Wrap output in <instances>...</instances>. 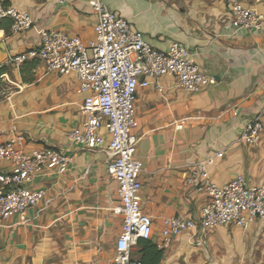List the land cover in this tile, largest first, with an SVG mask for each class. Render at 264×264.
Instances as JSON below:
<instances>
[{
    "label": "crops",
    "instance_id": "crops-1",
    "mask_svg": "<svg viewBox=\"0 0 264 264\" xmlns=\"http://www.w3.org/2000/svg\"><path fill=\"white\" fill-rule=\"evenodd\" d=\"M27 13L34 27L13 34L10 21H0V68L12 85L0 101V145L23 136L22 150L40 147L72 156L70 170L59 175L42 170L27 187L45 192L27 222L17 217L0 224V264H116V246L123 219L118 182L109 174L114 157L106 147L74 145L67 134L87 121L75 73L48 71L40 61L21 68L12 57L40 44L39 30L79 37L85 45L96 38L97 15L86 0H2ZM108 9L127 19L134 31L159 52L179 43L192 53L199 71L216 79L214 86L188 93L171 75L158 87L139 88L133 136L141 163L140 205L152 218L156 245L166 218L198 219L209 200L201 184L224 185L238 175L264 183V133L254 146L242 141L245 125L260 117L264 124V20L260 30L235 31L227 0H105ZM264 18V0H243ZM181 126V128H180ZM106 129L102 134L107 135ZM216 158L205 176L202 162ZM13 166L0 162V174ZM197 174V175H196ZM263 222L241 229L217 228L200 239L193 232L174 238L160 264H206L205 248L223 246L226 254L241 253L255 241ZM231 231L232 237L227 236ZM140 247L131 249L135 261Z\"/></svg>",
    "mask_w": 264,
    "mask_h": 264
},
{
    "label": "built area",
    "instance_id": "built-area-1",
    "mask_svg": "<svg viewBox=\"0 0 264 264\" xmlns=\"http://www.w3.org/2000/svg\"><path fill=\"white\" fill-rule=\"evenodd\" d=\"M86 1L97 15L93 41L85 45L77 36L39 30V46L10 58L9 64L21 68L27 62L40 61L48 71L77 75L78 93L88 94L81 105L87 121L71 130L67 137L74 145L90 149L106 147L113 155L108 171L118 182L120 204L115 213L123 219L115 261L140 264L132 259L131 249L138 240L152 238L153 222L140 205L142 166L136 159L138 138L132 134L137 91L151 84L158 87L161 78L167 75L173 76L188 93L214 86L216 79L201 73L192 53L181 44L172 43L167 52H159L145 41L142 33L132 29L127 19L110 11L105 0ZM227 4L235 31L262 28L263 16L245 6L243 0H227ZM6 19L12 21L13 34L34 27L27 13L0 0V21ZM103 129L107 135L102 134ZM263 133L264 124L258 117L245 125L241 139L245 145L254 146ZM24 143L25 138L18 135L0 145V162L13 166L12 172L0 174V224L14 217L26 223L28 210L38 206L45 195L43 191L30 190L27 184L44 169L64 175L73 163L72 156L65 151L49 147L25 153ZM222 157L223 153H218L203 161L201 175L205 176L215 159ZM191 181L199 191L209 194V200L198 219H164L162 239L156 244L159 250L170 249L174 238L185 232H193L194 239H200L196 244L201 245L205 234L217 228L246 229L256 222L264 223V183L252 184L243 175L224 185L201 184L197 177Z\"/></svg>",
    "mask_w": 264,
    "mask_h": 264
},
{
    "label": "rangeland",
    "instance_id": "rangeland-1",
    "mask_svg": "<svg viewBox=\"0 0 264 264\" xmlns=\"http://www.w3.org/2000/svg\"><path fill=\"white\" fill-rule=\"evenodd\" d=\"M0 91L1 100L11 93L12 85L7 77L1 76ZM256 228H260L256 240L250 242L241 253L233 251L231 254H226L223 246L218 249L205 248L206 264H264V225L261 224ZM227 236L232 237L230 230Z\"/></svg>",
    "mask_w": 264,
    "mask_h": 264
},
{
    "label": "trees",
    "instance_id": "trees-1",
    "mask_svg": "<svg viewBox=\"0 0 264 264\" xmlns=\"http://www.w3.org/2000/svg\"><path fill=\"white\" fill-rule=\"evenodd\" d=\"M4 2V1H3ZM5 5H7L4 2ZM8 6V5H7ZM9 20V19H6ZM3 21V20H2ZM11 23L9 28L12 26V21L9 20ZM8 72L7 67L0 68V84H1V76ZM1 92V91H0ZM1 101V98H0ZM137 246L140 247V254L141 258L139 261L140 264H160L164 255V251H161L154 245L150 240H138ZM135 261V260H134Z\"/></svg>",
    "mask_w": 264,
    "mask_h": 264
}]
</instances>
